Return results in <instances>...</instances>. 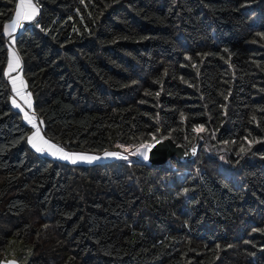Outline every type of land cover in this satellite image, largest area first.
Listing matches in <instances>:
<instances>
[{
  "label": "trees",
  "instance_id": "obj_1",
  "mask_svg": "<svg viewBox=\"0 0 264 264\" xmlns=\"http://www.w3.org/2000/svg\"><path fill=\"white\" fill-rule=\"evenodd\" d=\"M18 1L0 0V252L17 238L27 264H264V0H34L13 45L44 136L94 154L198 138L162 164L30 146L5 75Z\"/></svg>",
  "mask_w": 264,
  "mask_h": 264
},
{
  "label": "snow or ice",
  "instance_id": "obj_2",
  "mask_svg": "<svg viewBox=\"0 0 264 264\" xmlns=\"http://www.w3.org/2000/svg\"><path fill=\"white\" fill-rule=\"evenodd\" d=\"M36 14V8L35 6L30 2V0H20V3L17 4L15 17L11 20V23L4 24V34L12 36V33H14L18 28H22L23 24L21 23V20H31L33 16ZM15 42V37H12V43ZM15 56V52L10 50V57ZM19 67V60L17 59L15 64L13 63V60L10 58L8 61V72L5 73V75H9V73L15 68ZM12 85H13V91L18 92L19 90L16 88V78H12ZM30 95V94H29ZM31 107V101H26ZM13 105L17 108H20V105L13 100ZM23 111V109H21ZM24 118L29 123H32L33 116H29L27 112L24 113ZM33 127H36L35 124H33ZM193 131H203V126L194 127ZM154 143L150 142H143L140 145L137 146L136 151L132 153L133 155H139L143 157L145 160L149 158V153L153 148L156 147L157 144H160V140H156L155 136H153ZM28 143L32 145V147L37 152H43L45 151V146L47 149H52L54 151L51 152L52 155L60 154L62 159H71V156L69 153L65 152L64 149L58 148L55 144L50 143L47 139H44L43 136H41L39 130H37L35 133H33L32 136L28 137ZM241 151H244L242 148ZM106 155L109 156H115L118 155L117 153H106ZM82 159H97L96 157H81ZM123 159H128L127 156L122 157ZM72 162L75 163L76 160L72 159ZM187 192V189L184 190ZM9 264H14V262H9Z\"/></svg>",
  "mask_w": 264,
  "mask_h": 264
},
{
  "label": "rangeland",
  "instance_id": "obj_3",
  "mask_svg": "<svg viewBox=\"0 0 264 264\" xmlns=\"http://www.w3.org/2000/svg\"><path fill=\"white\" fill-rule=\"evenodd\" d=\"M17 30L10 37V40H11V45L10 46L12 48L11 51L15 52V56L19 60V54H18L15 46L12 43V37H15L14 34L17 32ZM19 68H20V66H19ZM7 71H8V68H7ZM24 91L27 94V90L25 88H24ZM28 100L31 101V97L28 98ZM32 103L33 102L31 101V107H29V105H28L27 102L21 103V105L23 107V111H21L22 114H23V120L30 125L32 131L35 130V127H33V124L32 123H29L24 118V113L27 112L29 114V116H33L34 117L33 118V121L35 122L36 125L39 126L40 130H42V128H43L42 127V122L39 121V119L36 118V116H34V113H33V110H32ZM51 143L54 144L53 142H51ZM136 148L137 147L131 149L129 151V153H127V152H121V151L117 152V151H114V150H110V151H106L104 154H95V157L97 159H94V161H97L98 162V161H103V160H109V159H112V158H114L116 156L117 157L127 156L128 158H134V157L143 158V157H141L139 155H133L132 154V153H134L136 151ZM106 153H117L118 155L109 156V155H106ZM57 158H60V157H57ZM33 248L34 247H33L32 244H30L28 242H25L24 240H20V239H17V238H11L10 241H9V244L7 246L6 251H4L2 253L0 252V264H9V262H14V264H27L29 258L31 257V255L33 253Z\"/></svg>",
  "mask_w": 264,
  "mask_h": 264
},
{
  "label": "crops",
  "instance_id": "obj_4",
  "mask_svg": "<svg viewBox=\"0 0 264 264\" xmlns=\"http://www.w3.org/2000/svg\"><path fill=\"white\" fill-rule=\"evenodd\" d=\"M30 2L35 6V8H36V14L33 16V18L32 19H34L35 17H36V15H37V13H38V7L36 6V4H35V2H34V0H30ZM18 3H20V0L18 1ZM14 17H15V15H14ZM31 19V20H32ZM26 21H28V20H21V22L23 23V25L25 24V22ZM9 23H11V21L9 22ZM13 34V33H12ZM12 58V60H13V63L15 64V62H16V60L18 59L16 56H13V57H11ZM8 72V71H7ZM8 77H9V80H10V83H11V85H12V78H16V88L19 90L18 92H15V91H13V93H14V97H13V99L15 100V102L17 103V104H19L20 105V108H18V109H23V107H22V105H21V103H24V102H26V101H28V98H30V95H29V93L27 92V94L25 93V91H24V88L26 89V86H25V81H24V78H23V75H22V73H21V69L18 67V68H15V70H13V71H11L10 73H9V75H8ZM12 88H13V85H12ZM31 101H32V99H31ZM17 108V107H16ZM40 121V120H39ZM32 124H35V122L32 120ZM36 125V124H35ZM37 130H39V132H40V134H41V136H43L44 137V134H43V131L42 130H40V128H39V126L38 125H36V127H35V130L33 131V133H35ZM33 133L30 135V136H32L33 135ZM29 136V137H30ZM44 139H47L46 137H44ZM48 140V139H47ZM50 143L52 142V141H50V140H48ZM55 144V143H54ZM58 148H62V149H64L62 146H58L57 144H55ZM30 146L32 147V145L30 144ZM52 151H54V150H52V149H47V147L45 146V151H43V152H41L42 154H44V155H49V156H51V157H55V158H57V157H60V159H61V156H60V154H57V155H52L51 154V152ZM64 151L65 152H67V153H69L70 154V156H71V159H64V160H67V161H71L72 162V159H75L76 160V162L75 163H79V164H89V163H92V162H94V159H92V160H88V159H82L81 157H95V154L94 153H90V152H80V151H73V152H71V151H68V150H65L64 149ZM46 153V154H45ZM73 163V162H72Z\"/></svg>",
  "mask_w": 264,
  "mask_h": 264
},
{
  "label": "water",
  "instance_id": "obj_5",
  "mask_svg": "<svg viewBox=\"0 0 264 264\" xmlns=\"http://www.w3.org/2000/svg\"><path fill=\"white\" fill-rule=\"evenodd\" d=\"M19 31H21V29H19L17 32ZM160 141L161 143L157 144L156 147L153 148L149 153V158L146 160L147 162L154 164H162L165 163L170 157L174 155L177 156L180 159V161H186L188 159L195 158L198 153V149H199L198 138H196L193 144H189L186 148L182 145H178L170 137L162 139Z\"/></svg>",
  "mask_w": 264,
  "mask_h": 264
},
{
  "label": "clouds",
  "instance_id": "obj_6",
  "mask_svg": "<svg viewBox=\"0 0 264 264\" xmlns=\"http://www.w3.org/2000/svg\"><path fill=\"white\" fill-rule=\"evenodd\" d=\"M36 4V3H35ZM36 6H37V4H36ZM38 7V6H37ZM38 12H39V10H38ZM19 29H22V28H18V30ZM17 30V31H18ZM20 32V31H19ZM19 32H16L14 35H17ZM19 54V53H18ZM19 58H20V56H19ZM19 66H20V61H19ZM20 69H21V67H20ZM32 110H33V103H32ZM34 113V112H33ZM35 115V114H34ZM36 116V115H35ZM36 118H37V116H36Z\"/></svg>",
  "mask_w": 264,
  "mask_h": 264
},
{
  "label": "built area",
  "instance_id": "obj_7",
  "mask_svg": "<svg viewBox=\"0 0 264 264\" xmlns=\"http://www.w3.org/2000/svg\"><path fill=\"white\" fill-rule=\"evenodd\" d=\"M35 116V115H34Z\"/></svg>",
  "mask_w": 264,
  "mask_h": 264
}]
</instances>
